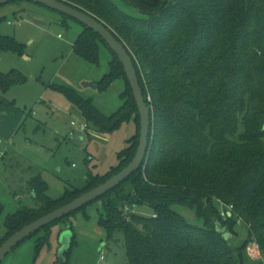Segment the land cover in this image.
<instances>
[{"label": "trees", "instance_id": "16d2710c", "mask_svg": "<svg viewBox=\"0 0 264 264\" xmlns=\"http://www.w3.org/2000/svg\"><path fill=\"white\" fill-rule=\"evenodd\" d=\"M60 1L94 16L126 47L151 110V127L139 169L34 233L35 254L48 243L51 226L60 224L61 230L69 227L73 233L67 264L76 244L71 218L79 211L89 218L86 207L99 201L97 224L107 237L115 231L123 234L128 264H245L250 243L263 259L258 263L264 264V0H119L136 14L114 0ZM59 14L62 24L74 20ZM79 24L82 30L73 51L97 63L99 44L108 48L114 62L96 87L104 89L121 76L122 103L106 115L91 99L64 86L58 89L97 131L110 132L125 121H131L135 131L117 153V164L102 175H89L80 188L65 187L51 197L41 174L32 176L28 188L35 206L5 217L0 245L26 224L120 171L135 154L139 115L123 66L98 34ZM21 51L14 38L0 35V54ZM24 80L17 69L0 72V91ZM174 205L192 209L201 225L189 223ZM225 205L233 208L223 218ZM136 206L150 207L151 215L135 213ZM236 223L247 229L240 243Z\"/></svg>", "mask_w": 264, "mask_h": 264}, {"label": "rangeland", "instance_id": "374dc122", "mask_svg": "<svg viewBox=\"0 0 264 264\" xmlns=\"http://www.w3.org/2000/svg\"><path fill=\"white\" fill-rule=\"evenodd\" d=\"M121 9L136 14L135 9L114 0ZM10 22V23H8ZM82 27L50 9L28 1L0 6V35L12 37L22 45L21 54H0V72L17 69L25 80L0 91V237L5 233V217L18 208L35 206L28 181L40 173L48 186V195L59 196L65 187L80 188L89 175H102L117 164V153L135 131L134 124L122 122L110 132H99L85 119L58 86L70 88L106 115L121 105L125 88L121 76L104 89L85 86L96 84L109 71L112 54L99 44L97 63H91L73 51V42ZM74 123V125L71 124ZM83 124L86 127L79 131ZM72 132V135H71ZM173 209L189 223L201 225L195 212L174 205ZM133 211L149 216L148 206ZM71 218L76 244L70 250L67 264H128L124 237L115 231L110 237L98 235L96 225L101 204L96 201ZM61 227L55 224L52 227ZM62 228V227H61ZM50 229V230H51ZM237 243L246 237L247 229L236 223ZM43 234V233H41ZM39 236H42V235ZM37 235H32L12 249L1 264H31ZM50 242V238L49 241ZM254 243L248 244L245 264L263 263ZM103 255V260L100 256ZM264 258V257H263Z\"/></svg>", "mask_w": 264, "mask_h": 264}, {"label": "water", "instance_id": "95a60500", "mask_svg": "<svg viewBox=\"0 0 264 264\" xmlns=\"http://www.w3.org/2000/svg\"><path fill=\"white\" fill-rule=\"evenodd\" d=\"M13 1H28L34 4H41L48 9L54 10L76 20L77 22L83 24L99 35V37L116 55L117 59L123 66V70L131 88L139 115V137L137 148L133 158L120 171H118L102 183L80 194L70 202L51 210L50 212L33 220L32 222L26 224L25 226L11 234L0 245V264L12 249H14L26 238L30 237L41 228L63 218L64 216L69 215L76 210H79L88 203L96 200L97 198L109 192L124 180H126L133 172L137 171L144 162L147 154L151 127V110L150 107L147 106L143 97L142 89L139 85L132 57L128 53L126 47L102 22L97 20L94 16L80 9L74 8L60 0H0V6ZM84 85L96 88V84L85 83ZM80 128L82 130L84 129L83 126H81ZM218 230L220 232H223L226 238L233 239V236L226 232L225 228L218 227ZM72 237L73 233L69 227H66L65 229H62L60 231L58 235L59 247L56 252L57 262L55 264L66 263L65 253L70 249Z\"/></svg>", "mask_w": 264, "mask_h": 264}, {"label": "crops", "instance_id": "0c3cea01", "mask_svg": "<svg viewBox=\"0 0 264 264\" xmlns=\"http://www.w3.org/2000/svg\"><path fill=\"white\" fill-rule=\"evenodd\" d=\"M80 127L78 128L79 131H83ZM2 156H3V152L0 151V159ZM97 219H98V217H97ZM97 219L95 220L96 225L93 227V229H94V231L97 232L98 235H102L103 230L98 226ZM60 231H61V227H59V226L58 227H52L51 232H50V237H49L50 242H48L46 245L41 247V249L39 250V252L37 254H35V249H34V255H33L31 264H55L57 262L56 252H57V249L59 247L58 235H59ZM74 233H75V231H74ZM75 237H76V234H75ZM247 250L248 249H246L245 251H247ZM245 255H246V253H245Z\"/></svg>", "mask_w": 264, "mask_h": 264}, {"label": "built area", "instance_id": "2783aa9c", "mask_svg": "<svg viewBox=\"0 0 264 264\" xmlns=\"http://www.w3.org/2000/svg\"><path fill=\"white\" fill-rule=\"evenodd\" d=\"M8 23H10V22H8ZM71 124L74 125L73 122H71ZM82 126L84 128L86 127L85 124H83ZM71 135H72V132H71ZM232 208H233L232 205H225V209L223 208L220 210L221 217L226 218V216L229 215L230 211H232ZM103 258H104L103 255H101L99 259L103 260Z\"/></svg>", "mask_w": 264, "mask_h": 264}]
</instances>
